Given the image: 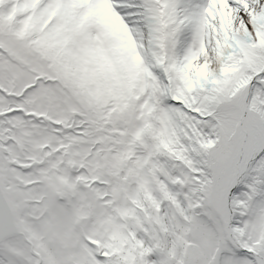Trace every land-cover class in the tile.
<instances>
[{
	"label": "snow or ice",
	"instance_id": "obj_1",
	"mask_svg": "<svg viewBox=\"0 0 264 264\" xmlns=\"http://www.w3.org/2000/svg\"><path fill=\"white\" fill-rule=\"evenodd\" d=\"M0 264H264V0H0Z\"/></svg>",
	"mask_w": 264,
	"mask_h": 264
}]
</instances>
